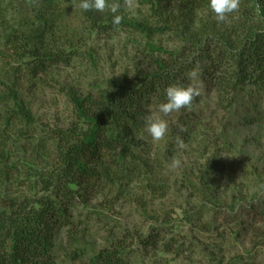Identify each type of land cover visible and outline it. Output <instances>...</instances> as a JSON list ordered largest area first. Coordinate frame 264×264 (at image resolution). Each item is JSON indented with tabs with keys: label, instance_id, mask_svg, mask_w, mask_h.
I'll use <instances>...</instances> for the list:
<instances>
[{
	"label": "trees",
	"instance_id": "16d2710c",
	"mask_svg": "<svg viewBox=\"0 0 264 264\" xmlns=\"http://www.w3.org/2000/svg\"><path fill=\"white\" fill-rule=\"evenodd\" d=\"M18 1L0 0V44L10 52L4 58L16 66L26 65L34 76L46 77L60 65L70 66L78 56L59 37V19L49 16L59 8L91 34L127 30L143 38L145 46L130 76L96 82L87 92L78 93L69 86L73 120L49 129L46 140L40 138L38 143L32 139L37 117L21 92L20 75L12 72L0 81V104L5 108L0 112V264L58 263V232L69 228L70 247L77 239L72 234L74 204H86L87 187L92 188L96 179L115 175L116 168L128 166L126 161L136 163L128 166L133 171L147 166L137 164L139 158L133 153L142 143L139 138L145 118L153 105L165 102L169 85L192 82L187 75L191 71L197 72L205 95L217 93L221 106L230 111L240 94L256 93L264 103V0H239L238 10L226 23L216 21L209 0H138L147 10L134 15L127 12L131 0H109L120 6L119 25H113L110 12H84L80 0H21L32 10L30 18L20 13ZM164 37L175 39L176 46L166 48ZM177 116L182 127L196 130L194 122L199 116L194 111L182 109ZM20 139L28 145L36 143L37 151H45L48 144L43 143L53 141L54 161L36 166L25 158H15ZM23 176L33 196L13 191ZM157 182L147 183L152 194L168 187L164 180ZM209 182L204 177L196 188L208 189L204 183ZM152 219L158 223L149 227L148 234L136 231L131 235L138 246L158 248L162 244L164 225L157 215ZM128 237L112 239L108 248L95 253L86 264H127L123 256Z\"/></svg>",
	"mask_w": 264,
	"mask_h": 264
},
{
	"label": "rangeland",
	"instance_id": "374dc122",
	"mask_svg": "<svg viewBox=\"0 0 264 264\" xmlns=\"http://www.w3.org/2000/svg\"><path fill=\"white\" fill-rule=\"evenodd\" d=\"M18 2L20 13L30 18L32 10ZM130 3L128 14L147 10L138 0ZM64 13L59 8L49 16L59 19L62 42L78 51L70 66L60 65L46 77L34 76L26 65L16 66L4 58L10 52L0 44V81L12 72L20 75L21 92L37 117L32 137L36 143L40 138L46 140L49 129L73 120L69 86L78 93L87 92L96 82L130 76L145 46L143 38L127 30L91 34L74 16ZM164 38L166 48L176 46L175 39ZM205 94L201 89L200 101L190 109L199 116L194 122L196 130L182 127L177 112L164 117L169 132L160 142H153L143 125L142 143L133 153L139 158L137 164L147 166L133 171L128 166L136 163L128 160V166L116 168L115 175L96 179L92 188L87 187L86 204L76 202L72 210V234L77 238L73 247L68 243L69 228L57 234V264H86L108 248L112 239L124 235L129 236L123 256L127 264H264V103L256 93L240 94L230 111L221 106L217 93ZM157 107L153 105L150 114ZM0 112H5L3 104ZM247 116L251 118L245 122ZM178 139L184 142L183 149L177 146ZM16 143L20 147L14 154L17 159L25 158L36 166L54 161L53 141L43 143L48 144L45 151L34 150L36 143L28 145L23 139ZM173 159L181 161L179 168L171 167ZM204 177L210 181L204 183L208 189H197ZM24 178L15 183L13 191L33 196ZM159 180L168 187L152 194L147 183L158 184ZM154 215L165 228L162 244L158 248L138 246L131 235L136 231L148 234L149 227L158 223Z\"/></svg>",
	"mask_w": 264,
	"mask_h": 264
},
{
	"label": "clouds",
	"instance_id": "9594fccd",
	"mask_svg": "<svg viewBox=\"0 0 264 264\" xmlns=\"http://www.w3.org/2000/svg\"><path fill=\"white\" fill-rule=\"evenodd\" d=\"M127 6L132 7L130 2H127ZM208 6L218 23H226L228 17L238 10L239 0H209ZM79 7L84 12H110L113 25L121 23L122 16L117 14L120 11V6L111 4L109 0H80ZM187 75L192 82L187 86L183 84L169 85L165 89V102L158 105L155 114H150L145 118L144 129L153 142H160L168 135L169 123L164 117L180 112L182 109H191L195 99L200 96L202 86L197 79V72L193 70ZM177 146L183 149L184 142L178 139ZM180 166V160H172V168H179Z\"/></svg>",
	"mask_w": 264,
	"mask_h": 264
}]
</instances>
